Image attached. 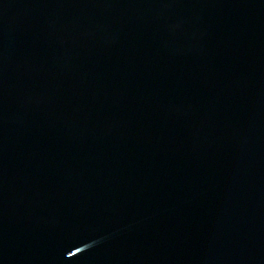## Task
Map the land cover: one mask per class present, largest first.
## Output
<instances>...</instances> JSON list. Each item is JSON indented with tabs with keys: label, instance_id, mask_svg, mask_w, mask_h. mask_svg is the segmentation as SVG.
Masks as SVG:
<instances>
[{
	"label": "water",
	"instance_id": "1",
	"mask_svg": "<svg viewBox=\"0 0 264 264\" xmlns=\"http://www.w3.org/2000/svg\"><path fill=\"white\" fill-rule=\"evenodd\" d=\"M0 264H264V0H0Z\"/></svg>",
	"mask_w": 264,
	"mask_h": 264
}]
</instances>
